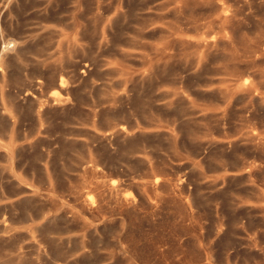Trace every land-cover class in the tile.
<instances>
[{"label":"rangeland","instance_id":"rangeland-1","mask_svg":"<svg viewBox=\"0 0 264 264\" xmlns=\"http://www.w3.org/2000/svg\"><path fill=\"white\" fill-rule=\"evenodd\" d=\"M1 37L0 264H264V0H0Z\"/></svg>","mask_w":264,"mask_h":264},{"label":"bare ground","instance_id":"bare-ground-1","mask_svg":"<svg viewBox=\"0 0 264 264\" xmlns=\"http://www.w3.org/2000/svg\"><path fill=\"white\" fill-rule=\"evenodd\" d=\"M12 42V43H11ZM16 42H17V40H16ZM15 42V40L13 41V39H12V41L11 40H7V39H3L2 37L0 38V45H1V47H0V61L3 63V65H4V67H5V65L7 64V62L8 61H10V60H8L9 59V57H11V55H13V56H17V58H18V54L22 51L19 47H18V45H17V43ZM21 50V51H20ZM24 52V51H23ZM23 54V53H22ZM20 57H21V55H20ZM6 63V64H5ZM9 63V62H8ZM56 70V69H55ZM83 71V70H82ZM4 72V71H3ZM1 73V72H0ZM5 73V72H4ZM2 75V74H1ZM5 74H3V76H4ZM0 79H1V76H0ZM67 80V79H66ZM2 81V80H1ZM3 85V84H2ZM35 85H37L39 88H40V86H42V85H45V86H47V88L49 87V88H51V90H50V92H49V94H46V96L45 97H43V100H41V101H43V104L44 105H46V106H50L51 107V105H62L63 103H65L66 101H68V96H69V94H70V89H69V87L66 85V81H65V79L62 77V76H60V75H57L56 74V71L54 72V71H50L49 73H48V77H47V75L45 74H43V75H39V76H37V78H36V81H35ZM43 87V86H42ZM37 88V87H36ZM9 96V95H8ZM40 100H38V101H40ZM37 101V102H38ZM13 102V101H12ZM40 108V107H39ZM40 112V111H39ZM41 113V112H40ZM39 114V113H38ZM10 115V114H9ZM39 116V115H38ZM1 126L2 125H0V129H1ZM120 131H119V133H124L125 131L123 130V128L122 129H119ZM117 133V132H116ZM115 133V134H116ZM123 135V134H122ZM8 159H10V158H8ZM2 192H3V190H2ZM2 192H0V194H2ZM23 205V204H22ZM25 205H23V206H21L20 208V210H22L21 212H23L25 215H30L29 214V212H31L30 210H31V208H28V206L26 207H24ZM36 208V207H35ZM39 211H41V210H39ZM39 211L36 213V215L39 213ZM42 212V211H41ZM19 213V212H18ZM42 215V214H41ZM59 229V228H58ZM59 231V230H58ZM44 232L46 233V234H49V236H50V234H54V233H58L57 231H56V226L54 227V226H50L49 228H45L44 229ZM43 232V233H44ZM42 233V232H41ZM44 235V234H43ZM48 237V236H47ZM52 238V237H51ZM52 243H51V240H50V242H47L46 244H47V246H48V248H49V250L51 249L52 250V259H53V261L55 260V259H57L58 258V256H59V248H58V246H56V244H55V238L53 237V239H52ZM48 250V249H47ZM46 252V251H45ZM61 253V252H60ZM15 263V262H14Z\"/></svg>","mask_w":264,"mask_h":264}]
</instances>
